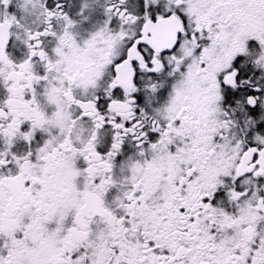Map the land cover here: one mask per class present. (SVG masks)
<instances>
[{"label": "snow or ice", "instance_id": "1", "mask_svg": "<svg viewBox=\"0 0 264 264\" xmlns=\"http://www.w3.org/2000/svg\"><path fill=\"white\" fill-rule=\"evenodd\" d=\"M0 264H264V0H0Z\"/></svg>", "mask_w": 264, "mask_h": 264}]
</instances>
